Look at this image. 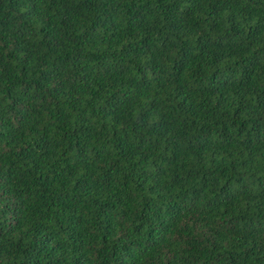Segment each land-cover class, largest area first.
<instances>
[{
    "label": "trees",
    "instance_id": "obj_1",
    "mask_svg": "<svg viewBox=\"0 0 264 264\" xmlns=\"http://www.w3.org/2000/svg\"><path fill=\"white\" fill-rule=\"evenodd\" d=\"M0 264H264V0H0Z\"/></svg>",
    "mask_w": 264,
    "mask_h": 264
}]
</instances>
